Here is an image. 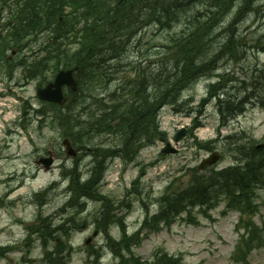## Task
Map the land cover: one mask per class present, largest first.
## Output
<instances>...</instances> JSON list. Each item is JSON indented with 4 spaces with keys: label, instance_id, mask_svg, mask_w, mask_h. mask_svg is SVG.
Masks as SVG:
<instances>
[{
    "label": "rangeland",
    "instance_id": "rangeland-1",
    "mask_svg": "<svg viewBox=\"0 0 264 264\" xmlns=\"http://www.w3.org/2000/svg\"><path fill=\"white\" fill-rule=\"evenodd\" d=\"M182 1L189 5H185V11L171 28L163 29L159 25L150 24L151 21L145 22L144 17L132 29V38L124 36L118 45L99 41L86 49L87 53L81 49L88 36L85 31H80L76 38L66 41L68 52L60 56L57 54L59 57L50 63L51 66L58 62L61 65L44 75L38 73L33 81L32 78L27 80L26 77L31 74L21 68L13 69L8 75L0 73V254L3 255L0 264H46V240L36 236L30 241L29 232L37 230L41 214L57 219L69 197L62 194L63 191L55 190L49 192L45 199L37 198L36 194L61 182L64 175H67V169L76 166L74 162L80 166L79 171L86 174L95 164L94 157L100 156L98 175L102 176L106 172L105 179L94 187V192V188L88 190L90 183L95 181L78 189L79 194H82V190L87 191L91 199L87 200L85 207H78L71 211L75 213L68 215L69 218L73 217L75 231H67L66 236L61 237L57 229L51 230L47 246L56 251L71 245L72 253H75H71L70 263L90 264L87 256L90 247H106L108 236L121 239V230L114 225L120 224L122 218L132 234L143 222L147 206L152 213H156L163 196H181L184 190L199 186L203 180L214 178L221 169L233 164L235 160L229 151L233 148L229 146L230 140H225L227 136L239 135L246 144L264 143V93L260 99L251 101V93L256 87L264 88V78L257 71L258 67H264V0H256L243 8V0L236 2L225 16V24L214 32L209 41L213 40L208 51L213 56L219 51V44L223 40L227 41L229 36L234 37L239 47L238 58L232 59L229 52L223 51L211 62L215 71L213 74H205L198 79L186 78V81L182 75L184 65L179 63L186 60L187 51L173 38L181 35L200 11L205 12V0ZM125 2L129 9L131 5H137L138 0ZM11 5L14 7V15L16 7L13 2ZM25 6V2L20 5L22 10ZM109 9L112 11L109 15L111 18L115 14L113 5ZM65 13H69V10ZM85 14L89 15L88 10ZM4 17L8 19V10ZM12 20L17 28L15 16ZM24 20L20 28H24ZM83 25L82 20L77 30ZM50 37L49 31L40 39L34 36L25 39V49L19 55V60L40 62L48 57L49 51L53 50L51 43L54 42ZM187 39L188 35L185 36ZM93 48L106 52L105 64L114 61L109 68L102 67L101 60L86 76V80L78 75L80 88L74 95H70V103L66 107L40 100L37 95L39 88H46L54 76L65 69V65L77 68L80 59H88L86 54ZM200 52L199 48H193L192 54L196 57ZM91 57H95V53ZM17 62L16 59L14 63ZM147 78L150 84H153L154 78L156 84L183 88L178 101L162 109L157 131L154 132L150 123V114L130 115L117 127L106 129L101 118L111 106V95L127 101L149 99L151 94L148 92ZM243 80L250 84L252 90H248V100L245 101L248 104L243 106L237 117L223 122L216 97L209 104H203L209 98L212 83L222 84V87L225 85V89L219 92L222 98H233L237 97L240 90L237 84ZM240 96L243 97V94ZM43 107L45 110L50 109L49 113L42 115L43 120L37 117L38 121H34L37 113L33 110ZM196 118L202 123L197 124L201 125L199 128L192 127ZM182 129L188 132L181 143L177 144L174 137ZM219 132L221 141L218 140ZM139 135L148 139L145 140V147L137 143ZM67 139L75 155L68 153L64 145ZM164 141L171 142L178 152L164 155L162 150L167 148ZM215 141L213 148L210 144ZM214 151L223 154L221 161L204 170L198 169L201 162ZM50 152L58 154L54 166L46 172L36 162L41 157H49ZM116 153L120 156H116ZM66 185L61 186V189L65 191ZM14 189L15 192L9 194ZM73 190L77 197L76 186ZM182 199H176L173 203ZM222 209L223 206L213 213V219L200 216V225L177 222L171 228L164 227L153 232L140 246L133 248L134 253L132 250L125 264H134L130 259L134 257L147 261L159 249L166 251L164 254L182 258L185 264H236L231 256L240 238L236 230L239 215L232 212L225 217L221 216ZM77 210L85 212L77 215ZM97 217L101 224L100 230L97 229ZM111 217L115 218L109 222L113 226L107 235L104 226ZM255 219L264 225L263 217L258 215ZM115 249L121 256L118 252L120 249ZM240 259L244 261L245 256ZM102 264H115V260L111 254H107ZM247 264H264V246L249 255Z\"/></svg>",
    "mask_w": 264,
    "mask_h": 264
},
{
    "label": "trees",
    "instance_id": "trees-1",
    "mask_svg": "<svg viewBox=\"0 0 264 264\" xmlns=\"http://www.w3.org/2000/svg\"><path fill=\"white\" fill-rule=\"evenodd\" d=\"M125 1L126 0H25L26 6L21 10L24 19L26 18L24 20V28L19 30L16 28V31L18 30L17 34H21L22 37L16 39H12L11 36L7 37L5 39L3 51L5 52L9 48L13 49L14 46L23 47L25 46L23 39L31 38V36L39 39L42 34L50 31V40H53L54 42L51 43V48H53V50L49 51L48 57H45L40 62L34 61V63L29 66L25 65L27 72L31 74L27 77L35 78L38 73L44 75L46 71L57 68V66L52 67L50 62L57 59L61 54L65 55L64 53L68 52V43H66V41H68V39L76 38L80 31H85L88 36L87 40L82 44L83 47L81 49L85 50L87 53L86 49H89L94 43L99 41L108 45H118V42L122 41L124 36L132 38V29L135 27L136 23L144 17H146L145 22L151 21L150 23L157 26L159 25L163 29L171 28L185 11V5H189V3L186 4L182 0H138L137 5L133 4L131 5V8L128 9L127 2ZM206 1L208 2V0H205L204 3L205 12L202 13V11H200L199 14L190 21L183 33L181 35H175L173 38L182 49L187 51L186 60H182L179 63L181 66L184 65L182 75L185 78V81L186 78L198 79L205 74H213L215 71H213L211 62L223 51L229 52L232 59H237L239 56V47L235 44V39L232 36H229L227 41L223 40L219 44V51L213 56H210L211 54L208 51L213 42L212 40L209 43L212 35L220 26L225 24V16L228 15L236 2L242 0H209L207 8ZM255 1L256 0H243V3L241 4L242 8ZM2 2L6 5L9 4L8 0H3ZM112 5L115 14L109 18V15L112 12L109 8H111ZM30 8L32 11H29ZM66 10H69V13L66 14ZM87 10L89 15L85 14V11ZM75 14L77 15L75 16ZM82 20L84 21V25L81 29L77 30L81 27L79 26V23ZM125 32H127V34H125ZM186 35H188L187 40H185ZM193 48H199L201 50L200 54L196 57L192 54ZM94 50L95 49H93V52ZM95 52L104 53L98 49H96ZM92 53H88L89 60H93L91 57ZM57 54H59V56H57ZM102 58L105 57L100 56L93 61L81 58L80 64L78 65L81 67L79 73H86L85 67L88 69V74L91 73V70L96 66V61H100ZM58 64L61 65L60 62H58ZM69 67V65H65V68ZM263 68H257L258 74L262 78H264ZM217 84L218 83L210 86V93H208L209 98L204 100L203 104H208L214 97L218 98V105L223 120L241 113L243 106L246 107L248 104H245V101L248 100V95H246L248 90H252V88L249 87L250 84H247L245 80L240 81V83L237 84L240 88L239 93L237 97L233 98H222V95H220L219 92L225 89V85L222 87V84ZM235 84L236 83H234L233 86L236 88L237 85ZM256 88L257 89L251 93L253 96L251 101L260 99V95H263L264 93V90H262L264 89L263 87ZM182 90V87L156 84L153 78L152 88L150 89V99L144 100L142 98H137L132 101L124 99L120 101L112 100L113 105L108 107L107 112L104 113V117L101 118V122L106 129L111 130L112 128L117 127H113V123L117 119H121L122 122L130 115L140 116L143 114H150L152 116L150 123L154 127V132H156L158 129L157 116L159 115L161 108L165 104H175L178 101V96ZM242 94L243 97L240 96ZM49 110L43 108L40 113L48 114ZM197 124L198 119H195L193 128L199 126ZM144 140L148 139L141 135L137 137V143ZM233 142L237 146L230 150L233 156L235 155L237 162L236 167H229L219 171L214 178L203 180L199 186L195 185L193 188L184 190L181 196H178L177 194L163 196L162 198L164 199L161 202L162 209L160 208V212L157 215L152 217L147 216L143 230L148 232L157 230L162 222L170 224L179 216L181 211L183 212L187 210V207L190 206L191 209L201 207V210L214 208L218 205L219 200L223 198L224 194H227L230 197V207H234V202L236 204L240 202L236 208L245 212L246 209L242 208L241 204L243 202L250 204L249 196L254 185L264 183V180L262 179L264 178V148L257 149L254 142L246 144L243 143L241 139L234 140ZM210 146L212 147V143ZM232 188H244L245 191L243 192L245 195L237 197ZM168 191L169 189L166 190L165 193ZM82 193L86 194L87 191L82 190ZM245 198L247 199L245 200ZM176 199L182 200L173 203ZM244 227H248L250 230V235L245 238V241H243L246 256L247 253L251 252L253 247L261 244L262 237L258 233V228L254 224L250 223L246 226L244 223ZM42 228L43 236H48L51 230H49L46 222H43ZM105 228H108V225ZM48 239L49 238H47L46 242ZM141 243L142 237L140 233H137L131 238H128L125 235L122 242L115 243V246L120 247V251H118L120 253L122 250L126 249L131 257L132 248L140 246ZM64 248L65 247H62L55 251L53 257L51 256V264H67L64 258L59 259L57 257V255L64 251ZM121 259L122 264L127 262L125 261L126 258L124 256H122ZM130 259L134 264H143L138 257ZM149 263L150 261H147L145 264ZM153 264L180 263L178 259L157 251L154 253Z\"/></svg>",
    "mask_w": 264,
    "mask_h": 264
},
{
    "label": "water",
    "instance_id": "water-1",
    "mask_svg": "<svg viewBox=\"0 0 264 264\" xmlns=\"http://www.w3.org/2000/svg\"><path fill=\"white\" fill-rule=\"evenodd\" d=\"M64 84L74 85V81L72 79V73L71 72H67V73L62 72L61 74H59L55 83L50 84L44 90H40L39 95L44 100L63 103L64 99H63V94H62V86ZM186 132H187L186 130L181 131L175 137V141L179 142L180 140H182L184 138V136L186 135L185 134ZM175 152L176 151L171 147V145L169 143H167V148L164 149V153H175ZM219 158L220 157L218 154H214L212 157H210L209 159L204 161L202 168L205 167V165L215 164L219 160ZM51 164H52V161H49L47 163V169H49Z\"/></svg>",
    "mask_w": 264,
    "mask_h": 264
}]
</instances>
